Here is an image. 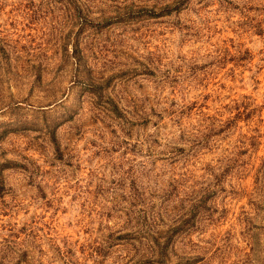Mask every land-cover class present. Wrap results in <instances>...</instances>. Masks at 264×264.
<instances>
[{
	"label": "rangeland",
	"instance_id": "rangeland-1",
	"mask_svg": "<svg viewBox=\"0 0 264 264\" xmlns=\"http://www.w3.org/2000/svg\"><path fill=\"white\" fill-rule=\"evenodd\" d=\"M0 264H264V0H0Z\"/></svg>",
	"mask_w": 264,
	"mask_h": 264
}]
</instances>
